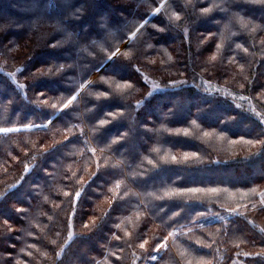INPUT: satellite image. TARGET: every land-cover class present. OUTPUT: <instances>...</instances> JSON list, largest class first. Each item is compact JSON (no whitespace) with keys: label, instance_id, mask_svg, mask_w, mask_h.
Segmentation results:
<instances>
[{"label":"trees","instance_id":"16d2710c","mask_svg":"<svg viewBox=\"0 0 264 264\" xmlns=\"http://www.w3.org/2000/svg\"><path fill=\"white\" fill-rule=\"evenodd\" d=\"M164 1L0 0V264H264V0Z\"/></svg>","mask_w":264,"mask_h":264},{"label":"rangeland","instance_id":"374dc122","mask_svg":"<svg viewBox=\"0 0 264 264\" xmlns=\"http://www.w3.org/2000/svg\"><path fill=\"white\" fill-rule=\"evenodd\" d=\"M168 0H165L163 3H162V5L159 7V8H157L156 10H155V12H154V14H157L158 13V11L160 10V8L167 2ZM145 23L146 22H144L137 30H136V32L131 36V37H129V39H127L121 46H119L117 49H116V51L114 52V54H113V57L115 56V55H117L118 53H120L121 51H122V49L125 47V45H127L132 39H133V37H134V35L137 33V32H139L140 31V29L145 25ZM111 60V59H110ZM110 60H108L107 62H106V64L107 63H109V61ZM106 64H104L102 67H100V69L98 70V71H96L94 74H92V76L90 77V79H89V81H88V83L90 82V81H92L102 70H103V68L105 67V65ZM67 105H69V102H67L66 103V105H65V107L67 106ZM63 109H61V111H62ZM60 112H58L57 114H59ZM56 114V115H57ZM55 115V116H56ZM54 116V117H55ZM53 117V118H54ZM52 118V119H53ZM51 119V120H52ZM51 120H50V122H51ZM49 124V122L47 123V125ZM259 199H260V204L261 205H263L264 206V190L263 191H261L260 192V197H259ZM155 258V257H154ZM231 264H245L243 261H241L240 259H234L233 261H232V263Z\"/></svg>","mask_w":264,"mask_h":264},{"label":"snow or ice","instance_id":"6c2138e0","mask_svg":"<svg viewBox=\"0 0 264 264\" xmlns=\"http://www.w3.org/2000/svg\"><path fill=\"white\" fill-rule=\"evenodd\" d=\"M72 99L74 100V99H75V97H73ZM69 103H72V100H69ZM53 107H55V106H53ZM193 191H197V190H193ZM77 195H78V194H77ZM140 247H141V248H143V247H144V245L142 244V245H140Z\"/></svg>","mask_w":264,"mask_h":264},{"label":"water","instance_id":"95a60500","mask_svg":"<svg viewBox=\"0 0 264 264\" xmlns=\"http://www.w3.org/2000/svg\"><path fill=\"white\" fill-rule=\"evenodd\" d=\"M58 115V114H57ZM57 115L51 120V121H53L56 117H57ZM50 123V122H49Z\"/></svg>","mask_w":264,"mask_h":264}]
</instances>
